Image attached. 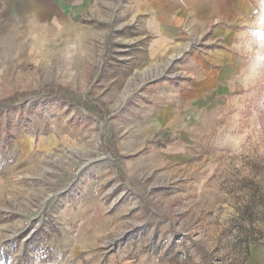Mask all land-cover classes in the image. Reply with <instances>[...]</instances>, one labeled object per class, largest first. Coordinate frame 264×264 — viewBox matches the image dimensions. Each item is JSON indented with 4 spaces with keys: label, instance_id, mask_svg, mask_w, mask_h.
<instances>
[{
    "label": "rangeland",
    "instance_id": "374dc122",
    "mask_svg": "<svg viewBox=\"0 0 264 264\" xmlns=\"http://www.w3.org/2000/svg\"><path fill=\"white\" fill-rule=\"evenodd\" d=\"M88 1L0 19V264H264V0L161 48Z\"/></svg>",
    "mask_w": 264,
    "mask_h": 264
},
{
    "label": "crops",
    "instance_id": "0c3cea01",
    "mask_svg": "<svg viewBox=\"0 0 264 264\" xmlns=\"http://www.w3.org/2000/svg\"><path fill=\"white\" fill-rule=\"evenodd\" d=\"M252 1L254 0H132L129 10L133 19L138 21L142 33L150 37L151 47L153 38L161 48L163 43L177 40L186 30L204 33L222 18L246 12ZM88 3V0L73 3L58 0H0V19L31 18L40 22L57 23L66 19L71 12L83 13ZM202 83L198 82L196 87L188 91L186 98H198L202 94ZM190 105L193 103L186 99L183 110H188ZM149 121L151 127L180 128L181 132L186 125L181 111L172 107L164 108L157 115L151 116Z\"/></svg>",
    "mask_w": 264,
    "mask_h": 264
},
{
    "label": "built area",
    "instance_id": "2783aa9c",
    "mask_svg": "<svg viewBox=\"0 0 264 264\" xmlns=\"http://www.w3.org/2000/svg\"><path fill=\"white\" fill-rule=\"evenodd\" d=\"M58 1L65 2V3H73V2L80 1V0H58ZM257 13H258V11L255 10L254 11V14H257Z\"/></svg>",
    "mask_w": 264,
    "mask_h": 264
},
{
    "label": "trees",
    "instance_id": "16d2710c",
    "mask_svg": "<svg viewBox=\"0 0 264 264\" xmlns=\"http://www.w3.org/2000/svg\"><path fill=\"white\" fill-rule=\"evenodd\" d=\"M14 139H15L14 137H11V136H10V137L8 138V144H7V145L10 146L11 143L14 141Z\"/></svg>",
    "mask_w": 264,
    "mask_h": 264
}]
</instances>
